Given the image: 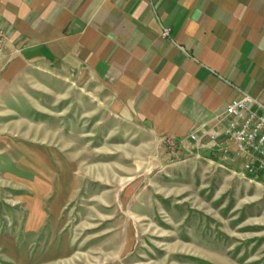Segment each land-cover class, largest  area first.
Wrapping results in <instances>:
<instances>
[{"label": "rangeland", "instance_id": "374dc122", "mask_svg": "<svg viewBox=\"0 0 264 264\" xmlns=\"http://www.w3.org/2000/svg\"><path fill=\"white\" fill-rule=\"evenodd\" d=\"M5 69L0 264H264V179L116 115L88 70Z\"/></svg>", "mask_w": 264, "mask_h": 264}, {"label": "crops", "instance_id": "0c3cea01", "mask_svg": "<svg viewBox=\"0 0 264 264\" xmlns=\"http://www.w3.org/2000/svg\"><path fill=\"white\" fill-rule=\"evenodd\" d=\"M0 27V72L88 70L116 115L184 150L240 89L264 102V0H0Z\"/></svg>", "mask_w": 264, "mask_h": 264}, {"label": "built area", "instance_id": "2783aa9c", "mask_svg": "<svg viewBox=\"0 0 264 264\" xmlns=\"http://www.w3.org/2000/svg\"><path fill=\"white\" fill-rule=\"evenodd\" d=\"M171 29L162 28L169 37ZM5 33L0 27V51ZM217 113L211 123L196 128L189 136L195 146L209 148L227 160L242 159L244 174L264 179V102L244 90ZM173 147L182 141L168 140Z\"/></svg>", "mask_w": 264, "mask_h": 264}, {"label": "trees", "instance_id": "16d2710c", "mask_svg": "<svg viewBox=\"0 0 264 264\" xmlns=\"http://www.w3.org/2000/svg\"><path fill=\"white\" fill-rule=\"evenodd\" d=\"M258 178H260V177H258Z\"/></svg>", "mask_w": 264, "mask_h": 264}]
</instances>
